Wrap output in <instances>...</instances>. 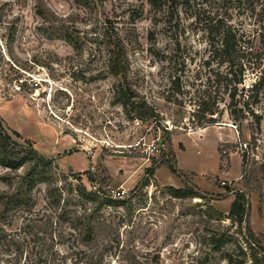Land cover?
<instances>
[{"label": "rangeland", "instance_id": "1", "mask_svg": "<svg viewBox=\"0 0 264 264\" xmlns=\"http://www.w3.org/2000/svg\"><path fill=\"white\" fill-rule=\"evenodd\" d=\"M174 2L167 23L150 0H0V142L22 159L8 167L0 152V193L20 197L33 182V209L43 211L47 189L57 187L60 206L101 223L85 247L63 221L18 264H88L82 249L101 264H200L209 230H228L240 241L252 232L256 264H264V131L253 133L245 122L238 135L226 95L218 122L197 121L199 93L216 67L205 63L204 18L218 12L263 47L264 0ZM116 63L123 66L118 74ZM120 86L144 98L155 116L127 114L117 101ZM24 123L33 124L27 140L11 128ZM32 140L65 156L58 163ZM119 189L125 194L114 197ZM81 190L94 199L80 197ZM236 192L246 202L240 224L228 217ZM20 215L10 211L0 222L11 228ZM219 254L205 264H226Z\"/></svg>", "mask_w": 264, "mask_h": 264}, {"label": "trees", "instance_id": "2", "mask_svg": "<svg viewBox=\"0 0 264 264\" xmlns=\"http://www.w3.org/2000/svg\"><path fill=\"white\" fill-rule=\"evenodd\" d=\"M156 6L157 15H167L170 23L172 13L175 9V0H150ZM205 19V31L207 33V45L210 60H206L209 66L211 61L216 62V67L211 68L213 78L207 77L205 87L200 91L197 103L198 124H213L218 122V102L224 100L220 95L227 96L226 108L228 109L229 119L237 129L238 135L242 134L244 123L247 122V128L256 133L264 131V45L256 46L254 37L247 34L238 26L232 24L224 15L214 12ZM58 26H62V20H54ZM167 22V23H168ZM59 30V29H57ZM116 48L117 56L120 55L121 48L119 43H113L112 49ZM123 66L120 63L112 65L113 73H120ZM250 75L252 80L246 83V76ZM173 77V78H172ZM178 80L177 76H171V84L174 85ZM117 101L122 105L127 114L135 118L143 119L145 117L155 116L152 107L149 106L144 98H138L130 93L126 88H118ZM249 118V121H248ZM18 137L19 133L12 131ZM1 129L0 141L6 136ZM240 137V136H239ZM27 140V139H23ZM0 152L3 155L1 163L8 167H15L22 159L16 155L8 154L3 149L0 142ZM245 150L241 154V166L244 165ZM173 173H178L176 167L171 166ZM33 182H29L22 196L18 197L15 193H0V218L9 214L10 211L21 213L20 222L16 226L7 228L0 222V264H18L20 257L24 255L25 260L30 254L31 243L36 240L52 235L54 229L63 221L70 222L69 228L71 234L78 233L81 237L82 246L88 247L97 236V229L101 226L100 222H95L92 216L85 214L77 215L76 210L64 209L60 206V192L57 187L47 189L44 209H33L35 201L31 195ZM23 191H21L22 193ZM178 194V193H177ZM79 196L85 199L93 200V197L86 195L84 191L79 192ZM245 195L242 192H236L233 201L230 204L228 217L234 218L237 223L245 221L246 216ZM83 217L84 221H81ZM1 221V220H0ZM82 225V227H80ZM208 241L209 248L205 253L204 259L200 264L208 261L209 255L220 253L219 260L222 259L226 264H247L250 259L252 264L258 262V245L255 242L252 232L242 237L233 236L228 230H209ZM43 236V237H40ZM52 239V237H51ZM254 239V240H253ZM227 245V248L225 246ZM38 254V255H37ZM34 254L37 261L40 262V251ZM82 254L86 262L90 264H101V258L95 259L94 253H89L88 249H82ZM249 255V257L247 256ZM53 256H56L55 250ZM214 258V256H212ZM52 261H54L52 259ZM220 261L210 264H219ZM50 264H61L53 262ZM207 264V263H206Z\"/></svg>", "mask_w": 264, "mask_h": 264}, {"label": "crops", "instance_id": "3", "mask_svg": "<svg viewBox=\"0 0 264 264\" xmlns=\"http://www.w3.org/2000/svg\"><path fill=\"white\" fill-rule=\"evenodd\" d=\"M31 126L33 127V124ZM31 126H30L29 123H24V124L21 125V128H18L17 126H12L11 128L14 129L16 132H18L19 135L23 137V139H30L31 135L29 133V129L31 128ZM32 143H33L35 149H37L42 155H45L47 157H50V156L51 157H57L58 163L65 156L64 154H62L64 149H62L60 151H58L56 149H51V150L46 152V151H43L42 149H40L38 144L34 140H32ZM68 143H69L68 147H71L73 145V141L72 142H68ZM178 151H181V150L179 148L175 147L174 153L176 155V160H177ZM217 158H218V156H217ZM179 169H182V168H179ZM182 170L193 171V170H189V169H182Z\"/></svg>", "mask_w": 264, "mask_h": 264}, {"label": "built area", "instance_id": "4", "mask_svg": "<svg viewBox=\"0 0 264 264\" xmlns=\"http://www.w3.org/2000/svg\"><path fill=\"white\" fill-rule=\"evenodd\" d=\"M15 89L19 90L20 89V85H15ZM124 194H125V190L124 189H119V190L113 191L114 197H123Z\"/></svg>", "mask_w": 264, "mask_h": 264}, {"label": "water", "instance_id": "5", "mask_svg": "<svg viewBox=\"0 0 264 264\" xmlns=\"http://www.w3.org/2000/svg\"><path fill=\"white\" fill-rule=\"evenodd\" d=\"M229 125H232V124H229Z\"/></svg>", "mask_w": 264, "mask_h": 264}]
</instances>
